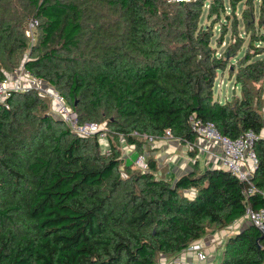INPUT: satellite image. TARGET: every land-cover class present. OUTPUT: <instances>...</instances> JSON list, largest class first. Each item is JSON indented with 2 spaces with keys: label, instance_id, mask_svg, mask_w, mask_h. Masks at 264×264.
<instances>
[{
  "label": "trees",
  "instance_id": "16d2710c",
  "mask_svg": "<svg viewBox=\"0 0 264 264\" xmlns=\"http://www.w3.org/2000/svg\"><path fill=\"white\" fill-rule=\"evenodd\" d=\"M221 14L233 34L240 24L250 33L247 46L236 36L217 53L213 42L221 44L227 27L215 37L212 25ZM257 42L264 0H0V79L22 65L63 96L78 123L102 125L109 143L103 153L101 131L79 135L48 114L36 90L14 92L9 108L0 107V264H157L243 217L247 205L262 206ZM225 69L240 93L220 102L213 87ZM191 114L230 138L257 135L254 192L245 197L247 182L220 166L195 162L166 177L148 156L146 170L133 167L111 138L145 153L143 134L160 139L169 130L195 147ZM216 264H264V231L249 223L227 235Z\"/></svg>",
  "mask_w": 264,
  "mask_h": 264
},
{
  "label": "rangeland",
  "instance_id": "374dc122",
  "mask_svg": "<svg viewBox=\"0 0 264 264\" xmlns=\"http://www.w3.org/2000/svg\"><path fill=\"white\" fill-rule=\"evenodd\" d=\"M256 1H258V0H256ZM204 7L206 8L207 4ZM243 7H244V4H242V3H240L238 5V8L235 11V14L237 17H240V10ZM226 12L228 14H230V16H232L229 8L226 9ZM255 13L257 14V11H255ZM229 19L230 18L225 20L224 15L221 14L220 18L216 22H214L212 25V29H213V33H214L215 37H219V35L221 33L220 29H221V26H223V23H226V27H227L221 44H217L216 42H213V46L216 47L217 53H221L224 50V48L227 45H229V43H233L236 39V36H243L244 37L243 38L244 39L243 48L245 46H247V44H248V40H249L248 34H250V33L245 32L244 27L242 26V24H240L237 28V31L233 34V32L231 30V25H230L231 19L230 20ZM202 23H210V19H207L203 16ZM256 45L257 46L258 45L264 46V42H257ZM228 75H229L228 69H225L223 72L217 73V76H216L215 81H214V87H213L214 97H215V99H218L220 102H224L225 100L229 99L233 93H235L236 95H239V93H240L239 87L236 86L233 82L234 81L233 77L228 76ZM4 78H11V79L16 78L17 80H20L22 83V87H24L26 91L36 90L39 93V95L47 98L49 101V109H48L47 113L53 115L56 118H59V116L56 113L57 105H56L55 101L52 99V96L50 94L54 89L47 82H45V81L38 82V80H35V78L32 75L27 74L23 70L22 65L14 68L11 72H7ZM262 113H263V118H264V105H263ZM100 129H102L101 131H104L102 125H100ZM263 134H264V130H263ZM97 137H98L99 144H100V150L103 153H108L109 152V143H108L107 139L105 138V134L102 136L97 134ZM111 138H112L113 143L120 150V157L123 158L128 163H132L133 167H136L134 160L137 157L138 152L137 151H131V152L129 151L130 153L127 152L126 148L128 146L124 142L122 137H119V138L117 137V139H116L114 136H111ZM167 140H170V141L176 143L174 146V149H176V147L180 148L179 151L182 152V157H186L188 159V161H187L188 166L184 171H182V169H180V168H179L180 171H177L178 163L175 164V162L177 160L178 153L175 152V150H172L173 148L170 146H166L167 149L162 147L160 152L162 154H164V156L161 158L160 157L161 153L159 152V148H161V146L160 147L155 146V147L149 148V146H151L152 144L150 145L148 143L150 141H147V139H146V144H147L146 149L149 151H152V150L156 151V153H152L150 155V156L154 157L158 162V167L160 170L155 172L156 175H164L165 174V176L166 175L168 176L169 173H172V174L177 176V175H179L180 172L185 173V172H188L190 169H193L195 162L198 163V169H202L206 166L205 157H204V155L199 154L197 147H192L190 144H187V143L181 144V142L177 138H174V137H169V138L164 139V141L168 142ZM166 142H165V144H166ZM150 143H153V142L151 141ZM195 146H196V142H195ZM130 148H132V147L130 146ZM191 151H193V152H191ZM148 155H149V152H147V154L145 156L148 157ZM159 158H161V160ZM160 163H162L161 166H159ZM170 163H172L173 165L170 166ZM213 163L214 162H212L211 164H213ZM174 167H175V169H174ZM245 224L249 225V220L246 216H243L240 221L238 220L236 222H233L232 224L227 225L226 227H224L222 229L211 230L206 235V238L204 239V241L206 243V246L204 248L205 258H203L202 260L198 259V261H203V260L206 261L207 260L206 262H210L212 257H213V253H215L216 250H218V249H219L220 253L218 252L217 257H220L221 251H222V245H223L227 235L232 234L233 232L242 229L243 228L242 226ZM177 256L178 255L169 257L170 261L175 262L177 260L179 262L180 255H179V257H177ZM161 257H164V255L161 254L159 256L158 261H157L158 263L161 262Z\"/></svg>",
  "mask_w": 264,
  "mask_h": 264
},
{
  "label": "built area",
  "instance_id": "2783aa9c",
  "mask_svg": "<svg viewBox=\"0 0 264 264\" xmlns=\"http://www.w3.org/2000/svg\"><path fill=\"white\" fill-rule=\"evenodd\" d=\"M169 1H180V0H169ZM37 24L36 19H31L27 25L26 34L33 39L34 29ZM23 70L30 74L28 71ZM35 78V77H34ZM38 82L43 80L35 78ZM26 91L22 87L20 80L16 78H3L0 79V107L9 108V98L14 92H24ZM52 99L55 101L57 108L56 113L60 119L65 121L70 129L83 136L92 135L100 130V125L95 122H85L78 123L77 115L75 111L70 107L68 103L65 102L63 96L59 94L56 90L51 93ZM189 125L191 130L196 134L197 137L214 141L220 146V154L218 158L219 166L230 171L234 174L240 181H246L247 186L243 189L245 197L255 191V186L250 182V178L257 167L258 158L253 147V143L257 138V135L251 131L247 130L236 138H230L222 134L216 127L215 123L212 121H204L195 114H191L189 117ZM99 135H104V131L98 133ZM143 137L147 141H152V136L143 134ZM172 137L169 130L165 131L163 138ZM145 153H138L134 162L141 170L147 169V160ZM249 220V223L256 227L259 231H264V204L257 209L251 208L250 205L246 206L245 214ZM206 243L204 239H198L192 241L188 246V251L193 252L197 259L202 260L205 258L204 248Z\"/></svg>",
  "mask_w": 264,
  "mask_h": 264
},
{
  "label": "crops",
  "instance_id": "0c3cea01",
  "mask_svg": "<svg viewBox=\"0 0 264 264\" xmlns=\"http://www.w3.org/2000/svg\"><path fill=\"white\" fill-rule=\"evenodd\" d=\"M164 139H166V138L153 139L152 140L153 143H150L151 141L148 142L150 145L152 144L151 146H149V148L155 147V146H159V147L161 146V148H159V152H160L162 147H164V148H166V146L172 147L173 148L172 150H175V152L178 153V157H177V160L175 162V164L178 163L177 171H180L179 168L182 169V171H184L187 168V166H188L187 165L188 159L186 157H182V152L179 151L180 148L176 147V149H174V146H175L176 143H174V142H172L170 140H167L168 142H166V141H164ZM165 142H166V144H165ZM181 144H185V143H181ZM127 146H128L126 148L127 152L135 151L134 147L132 145H127ZM130 146L132 148H130ZM195 147H197V149L199 151V154L204 155L205 163H206L205 167H207V165L209 167L219 166L218 158H219V154H220V146H219L218 143H216L214 141H208V140L196 137V146ZM144 152H145V154H147V152H149L148 156H150L152 153H156V151H153V150L149 151L147 149H145ZM163 156H164V154L161 153L160 157L162 158ZM161 158H159V159L161 160ZM212 162H214V163L211 164ZM161 165H162V163L159 164V166H161ZM172 165L173 164L170 163V166H172ZM174 169H175V167H174ZM190 170H192V169H190ZM180 174H182V173L180 172L179 175ZM184 192L188 193L189 195H193L194 190L193 189H188V190H185ZM241 218L235 220L234 222H236L238 220L240 221ZM246 225L247 224L243 225L242 227H245ZM205 238H206V236L202 237L200 239H205ZM218 252L220 253L219 249L216 250L215 253H213V257H212L211 261L210 262H206L207 260L206 261H204V260L203 261H198V259L196 258L195 254L193 252L185 250L183 253L177 254L178 255L177 257H179V255H180L179 262L177 260L175 262L174 261H170L169 257L167 258L164 255V257H161V262H159L158 264H216L218 259H219V257H217Z\"/></svg>",
  "mask_w": 264,
  "mask_h": 264
}]
</instances>
